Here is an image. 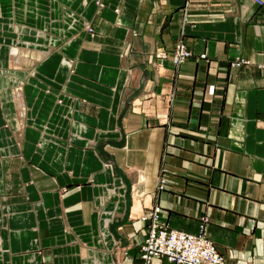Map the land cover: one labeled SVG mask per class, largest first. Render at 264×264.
Segmentation results:
<instances>
[{
  "label": "crops",
  "instance_id": "1",
  "mask_svg": "<svg viewBox=\"0 0 264 264\" xmlns=\"http://www.w3.org/2000/svg\"><path fill=\"white\" fill-rule=\"evenodd\" d=\"M155 206L264 264V4L0 0V264H143Z\"/></svg>",
  "mask_w": 264,
  "mask_h": 264
},
{
  "label": "built area",
  "instance_id": "2",
  "mask_svg": "<svg viewBox=\"0 0 264 264\" xmlns=\"http://www.w3.org/2000/svg\"><path fill=\"white\" fill-rule=\"evenodd\" d=\"M264 4V0H249ZM90 29V28H88ZM171 61L177 63L188 56L189 51L177 41L171 51ZM157 207L141 218L148 220L146 235L139 245V257L149 264L156 256H164L176 264H226L214 243L205 235L203 223L196 232H187L157 221Z\"/></svg>",
  "mask_w": 264,
  "mask_h": 264
},
{
  "label": "rangeland",
  "instance_id": "3",
  "mask_svg": "<svg viewBox=\"0 0 264 264\" xmlns=\"http://www.w3.org/2000/svg\"><path fill=\"white\" fill-rule=\"evenodd\" d=\"M163 50H161V52H158L157 54H156V56H157V58L159 57L160 59H164L165 57H170V59H171V54L168 52V53H165L166 51H163Z\"/></svg>",
  "mask_w": 264,
  "mask_h": 264
},
{
  "label": "bare ground",
  "instance_id": "4",
  "mask_svg": "<svg viewBox=\"0 0 264 264\" xmlns=\"http://www.w3.org/2000/svg\"><path fill=\"white\" fill-rule=\"evenodd\" d=\"M13 55H14V56H18L17 51L13 50ZM18 60H19V59H18ZM16 61H17V60H16Z\"/></svg>",
  "mask_w": 264,
  "mask_h": 264
}]
</instances>
